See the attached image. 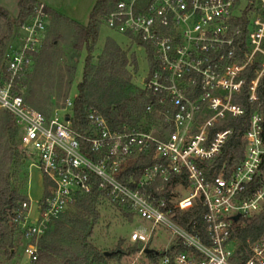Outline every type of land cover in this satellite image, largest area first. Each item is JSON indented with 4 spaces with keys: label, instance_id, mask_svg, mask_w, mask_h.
Returning <instances> with one entry per match:
<instances>
[{
    "label": "built area",
    "instance_id": "built-area-1",
    "mask_svg": "<svg viewBox=\"0 0 264 264\" xmlns=\"http://www.w3.org/2000/svg\"><path fill=\"white\" fill-rule=\"evenodd\" d=\"M240 4L114 0L103 23L128 40L129 55L144 51L148 71L141 88L148 101L136 127L112 128L89 109L83 132L72 126L70 99L47 116L15 90L42 46L50 16L36 5L19 27V44L5 50L0 81V111L13 116L29 166L47 181L35 215L28 199L13 217L30 262L37 261L38 240L51 221L96 189L100 199L171 232L156 264H264V233L249 243L245 259L236 253L234 233L243 218L264 212L257 110L241 135V158L214 168L232 133L222 125L244 115L240 98L256 104L264 77V0ZM145 156L150 162L143 164Z\"/></svg>",
    "mask_w": 264,
    "mask_h": 264
},
{
    "label": "trees",
    "instance_id": "trees-1",
    "mask_svg": "<svg viewBox=\"0 0 264 264\" xmlns=\"http://www.w3.org/2000/svg\"><path fill=\"white\" fill-rule=\"evenodd\" d=\"M113 2L114 0H96L86 25L77 23L45 7V11L57 24L64 23L72 29L74 36L72 48L76 52L75 58H78V54L83 49L86 51L81 81L77 83V94L72 101L71 121L73 128L78 132H83L87 127L86 114L89 109L100 112L112 128H119L123 124L136 127L144 115V108L148 101L143 89L136 88L134 90L132 88L126 69L128 58L115 41L107 39L103 54L95 56L97 63L92 61L100 25ZM17 4L18 15L13 20H10L7 12L0 8V20L5 21L6 28L0 34V81L5 69L3 56L12 29L14 26L20 27L31 17L38 2L36 0H18ZM244 20L245 17L242 21ZM55 52L56 38H53L50 43L44 45L39 53L40 62L49 61ZM149 58L151 59V57ZM132 64L136 68L133 57ZM29 70L30 68L17 80L15 90L18 94H21L25 78L29 77ZM37 71L39 72V70ZM37 71L33 75H37ZM68 71L67 87L69 88L76 68L70 67ZM59 79L61 83L64 77L60 76ZM48 99L49 96L46 100ZM239 100L243 104L245 113L241 118L230 119L222 125L221 128L231 129L232 133L229 135L221 155L214 161L215 169H218L224 162L231 165L241 158V135L247 128L251 113L255 110H258L262 116L261 136L264 138V77L260 81L258 101L255 105H249L245 98ZM28 101L34 105L36 110L45 115L46 107L33 99ZM0 112V136L2 139H6L5 146L1 147L0 145V251L11 257L18 239L21 237L13 222V217L21 202L28 198L12 184V173L8 167V162L16 150L15 140L18 139V127L10 113ZM141 162L149 163L150 158L145 156ZM137 166L138 164L135 165V167ZM43 183L46 188L47 181L43 180ZM99 201L100 193L93 189L90 194L79 196L70 209L54 218L38 240V259L35 264H101L106 256L103 252H99L90 241L93 228L100 216L97 208ZM120 210L125 215L130 214L124 209ZM234 233L239 243L236 253H242V258L245 259L249 254V243L256 241L264 233V212L243 218L235 226ZM148 255L153 257L156 253L152 252Z\"/></svg>",
    "mask_w": 264,
    "mask_h": 264
},
{
    "label": "rangeland",
    "instance_id": "rangeland-1",
    "mask_svg": "<svg viewBox=\"0 0 264 264\" xmlns=\"http://www.w3.org/2000/svg\"><path fill=\"white\" fill-rule=\"evenodd\" d=\"M94 1L95 0H85V8H88ZM246 4L247 0H241V6L245 7ZM65 8L64 6L63 10ZM80 11L81 9L79 8V13H81ZM59 14L65 16L62 13ZM9 19L13 20L11 18ZM5 29V21L2 19L0 20V34L4 32ZM19 38V27L14 26L6 48H8L9 45L17 46L19 44ZM53 38H56L55 54L51 56L49 61L40 62L39 53L44 48V45L50 43ZM107 39L115 41L123 51L128 48V40L117 32L110 30L102 22L97 43L93 51V63L96 64V57L103 54ZM73 42L74 36L72 29L64 23L57 24L56 21L49 16L42 46L39 49L40 52L38 51L39 55L37 54L34 58L33 64L29 70V77L25 78L24 87L21 90V94L26 103L34 108V105L28 100L33 99L37 101V103L39 102L40 105L46 107L47 111L45 115L47 116L55 109L62 108L66 99L73 101L77 94V83L81 81L86 51L83 49L78 54V58H75L76 52L72 48ZM127 50L124 52L127 58L129 57L126 69L129 74L130 83L134 90L136 88L142 89V79L148 71L147 57L143 50L132 49V55H129V50ZM132 57L135 60L136 68H134L132 64ZM70 67H75L76 72L71 86L68 88V68ZM37 70H39V72ZM35 71H37V75H33ZM60 76L64 77L61 83L59 79ZM60 84L61 88L59 89ZM47 96H49L48 100H46ZM257 112L260 113L258 110ZM5 143L6 139H2L0 136L1 147H4ZM15 146L16 150L13 152V156H11L8 162V167L12 173L11 181L14 187L31 201L32 212L35 215L36 204L41 200L44 194L45 187L43 177L39 169L35 166H29L31 159L25 157L17 138L15 140ZM97 208L100 216L93 228L90 241L99 252L111 253L109 256H106L101 264H156L160 261L161 254L171 240V232L169 230L162 225H155L153 227L151 222L141 218L135 213L125 215L118 207L111 205L106 199H100ZM152 227L153 230L151 232ZM235 243L237 246L239 245L236 237ZM25 244V240L20 237L11 257H8L0 251V264H35L30 262L24 255L23 250ZM143 248H151L157 251L158 254L151 257L142 252Z\"/></svg>",
    "mask_w": 264,
    "mask_h": 264
},
{
    "label": "crops",
    "instance_id": "crops-1",
    "mask_svg": "<svg viewBox=\"0 0 264 264\" xmlns=\"http://www.w3.org/2000/svg\"><path fill=\"white\" fill-rule=\"evenodd\" d=\"M36 1L38 3H42L49 10L55 11L57 13L58 12L62 13L66 17L82 25L87 24L89 13L96 2L95 0L94 3H91L89 7L86 6L88 8H85V3H84L85 0H36ZM17 3H18V0H0V8H2L3 10L7 12L9 18L15 19L18 15V4ZM64 6L66 8L63 10ZM79 8L81 9L80 11L81 13H79Z\"/></svg>",
    "mask_w": 264,
    "mask_h": 264
},
{
    "label": "water",
    "instance_id": "water-1",
    "mask_svg": "<svg viewBox=\"0 0 264 264\" xmlns=\"http://www.w3.org/2000/svg\"><path fill=\"white\" fill-rule=\"evenodd\" d=\"M233 219H234V221H236V220L238 219V215L234 216ZM152 252L158 254L157 251H154V250L151 249V248H144V249H143V253H145V254H149V253H152ZM103 254H104L105 256H109L111 253H110V252H104Z\"/></svg>",
    "mask_w": 264,
    "mask_h": 264
}]
</instances>
